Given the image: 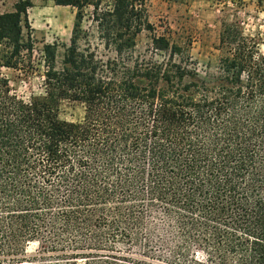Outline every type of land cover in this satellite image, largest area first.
<instances>
[{
  "label": "trees",
  "instance_id": "trees-1",
  "mask_svg": "<svg viewBox=\"0 0 264 264\" xmlns=\"http://www.w3.org/2000/svg\"><path fill=\"white\" fill-rule=\"evenodd\" d=\"M52 1L75 12L61 61L42 47L43 95L18 98L0 72V264H264L258 44L223 22L203 78L187 46L154 33L146 0ZM31 7L0 14V68L26 76ZM64 101L82 120L59 118Z\"/></svg>",
  "mask_w": 264,
  "mask_h": 264
},
{
  "label": "rangeland",
  "instance_id": "rangeland-1",
  "mask_svg": "<svg viewBox=\"0 0 264 264\" xmlns=\"http://www.w3.org/2000/svg\"><path fill=\"white\" fill-rule=\"evenodd\" d=\"M17 1L0 0V14L11 12ZM35 1L33 8L28 10L35 41V73L26 76L18 71L0 68V72L9 80L13 93L24 101L43 95L42 47L44 44L57 45L56 60L61 61L64 49L69 45L75 12L70 7L54 5L41 8V0ZM145 8L154 33L187 46L197 64L198 74L203 78H210L216 72L219 58L217 45L223 22L237 23L244 35L252 38L264 54V0H146ZM91 11V7L84 10L82 28L90 35L92 46L100 51ZM149 45L150 34L142 32L136 40V50L142 53ZM59 118L80 121L83 107L79 103L64 101L60 106ZM35 249L36 246L31 245L28 252L33 253Z\"/></svg>",
  "mask_w": 264,
  "mask_h": 264
},
{
  "label": "crops",
  "instance_id": "crops-1",
  "mask_svg": "<svg viewBox=\"0 0 264 264\" xmlns=\"http://www.w3.org/2000/svg\"><path fill=\"white\" fill-rule=\"evenodd\" d=\"M30 2L32 3L33 6H34L35 3H36L35 0H30ZM48 5H54L53 1H52V0H41V5H40L41 8H45V7H47ZM54 6H56V5H54ZM1 7H2V8H5L4 5H2ZM56 7H59V6H56ZM31 8H33V7H31ZM63 8H65V7H63Z\"/></svg>",
  "mask_w": 264,
  "mask_h": 264
}]
</instances>
